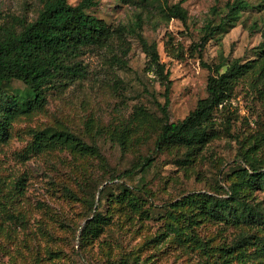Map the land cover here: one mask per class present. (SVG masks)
<instances>
[{"label":"rangeland","instance_id":"1","mask_svg":"<svg viewBox=\"0 0 264 264\" xmlns=\"http://www.w3.org/2000/svg\"><path fill=\"white\" fill-rule=\"evenodd\" d=\"M179 1L99 0L88 12L114 32L76 58L84 75L63 78L45 104L8 119L0 140V264H264V220L213 218L198 196L224 199L241 186L264 219V183L244 180L252 164L264 169V0H185L186 23L168 13ZM43 2L0 0V29L20 30ZM229 5L238 7L233 15ZM141 37L170 73L171 122L208 95L217 66L247 64L214 111L204 144L156 150L165 84ZM46 128L92 148L45 147L34 134ZM95 212L105 219L82 239Z\"/></svg>","mask_w":264,"mask_h":264},{"label":"trees","instance_id":"2","mask_svg":"<svg viewBox=\"0 0 264 264\" xmlns=\"http://www.w3.org/2000/svg\"><path fill=\"white\" fill-rule=\"evenodd\" d=\"M181 0L168 8V13L186 23L188 11ZM99 0H80L72 5L69 0H44L37 18L22 25L20 30L14 26L0 29V95L7 97L0 103V140L8 135V119L12 115L28 113L37 106L45 104L46 92L56 83L61 85L63 78L70 75H84V67L76 60L86 49L104 46L113 37L114 30L105 20L88 12ZM230 6L233 15L236 5ZM228 14V16H229ZM207 32L201 39L200 49L208 40ZM155 72L165 84V103L162 107L164 119L156 139V150L171 145L198 146L207 142L211 135L208 124L214 111L223 104L232 92L235 81L247 71V64L234 60L224 71L217 66L214 74L208 77V95L198 101L197 106L184 119L171 122L168 106L171 79L169 71L160 61L156 45H149L141 37ZM20 81L25 89L14 88L11 83ZM7 89L13 90L11 94ZM35 141L45 147L74 144L80 150L92 147L65 130L46 128L34 134ZM93 148L96 149L95 146ZM97 150V149H96ZM246 161H250L246 158ZM144 164L151 165L152 159L145 158ZM142 164V166L144 165ZM247 184L264 183L263 167H254L252 172L244 170ZM240 187L232 186L230 194L224 199H215L205 195V213L213 218L228 220L231 217L250 221H263L260 211L251 206L242 194ZM242 188V187H241ZM193 197V196H190ZM105 217L98 212L93 214L83 227L82 239L99 231V224ZM244 242H249L247 237Z\"/></svg>","mask_w":264,"mask_h":264}]
</instances>
